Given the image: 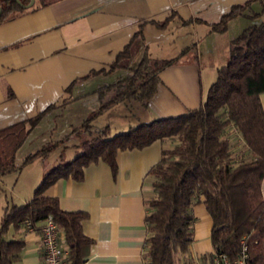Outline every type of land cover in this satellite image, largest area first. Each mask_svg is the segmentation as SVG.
Here are the masks:
<instances>
[{"label":"crops","instance_id":"0c3cea01","mask_svg":"<svg viewBox=\"0 0 264 264\" xmlns=\"http://www.w3.org/2000/svg\"><path fill=\"white\" fill-rule=\"evenodd\" d=\"M245 1L55 0L0 21V129L43 111L16 150V164L82 124L111 95L100 96L98 91L130 76L144 48L152 58L179 57L159 72L160 81L147 107L137 106L131 118L125 113L130 104L118 102L91 120L92 132L109 125L116 133L198 107L217 68L228 61L231 39L248 25L250 13L263 9L264 0L252 1L242 14L228 21L224 31H212L210 24ZM165 19L166 26H159ZM260 19L264 20V11ZM140 24L142 37L133 41L131 57L124 66L110 70ZM188 46L191 48L181 53ZM169 50H175L174 55H166ZM260 101L264 111V92ZM77 142L69 139L66 149L58 146L47 156L2 175L0 216L6 206L24 203L32 196L57 158L75 157ZM172 144L169 139H157L142 148L118 151L115 173L103 161L91 162L81 179L60 177L45 189L46 195L57 197L62 210L86 213L82 231L92 242L81 264H144L149 235L146 200L153 194L148 171L160 159L162 149ZM53 152L54 160L44 163ZM233 152L247 155L245 145L234 147ZM261 192L264 199V175ZM191 211L195 218L192 242L187 253L176 255L175 264H206L214 252L212 219L203 200L193 203ZM32 224L27 227L23 220L18 228L10 227L7 236L23 239L22 264H44L41 221ZM60 233V241L66 245ZM65 264L70 263L66 260Z\"/></svg>","mask_w":264,"mask_h":264},{"label":"trees","instance_id":"16d2710c","mask_svg":"<svg viewBox=\"0 0 264 264\" xmlns=\"http://www.w3.org/2000/svg\"><path fill=\"white\" fill-rule=\"evenodd\" d=\"M53 1L35 0L25 7L30 0H0V21ZM252 1L256 0L233 5L210 24V29L226 30L228 21L242 14ZM263 11L264 7L250 13L248 25L231 39L228 61L217 68L198 107L185 114L139 122L116 133L105 125L96 135L89 136L91 120L114 104L135 101L147 107L160 81L159 72L179 57L152 58L144 48L130 76L98 91L100 96L105 92L111 95L102 99L99 108L82 124L73 126L58 141L28 154L21 165L47 156L58 146L66 149L69 139L78 140L75 157L61 159L51 167L27 201L4 208L0 216V264H22L24 241L8 237L10 227L18 228L25 219L35 223L48 215L64 234L67 261L81 264L92 242L82 231L86 213L62 210L57 197L46 195L45 189L60 177L81 179L84 167L91 162L103 161L115 173L118 151L142 148L157 139H169L173 144L162 149L160 159L148 171L153 178V194L146 200L149 235L144 264H175L177 254L188 252L195 219L191 206L200 199L212 219L210 238L214 252L225 253L233 261L245 243L248 264H264V111L260 101V93L264 92V20L260 19ZM167 22L165 19L158 25L165 27ZM141 27L142 24L116 55L110 70L126 64L132 55L133 41L142 37ZM42 114L43 111L0 129V177L21 166L15 161L16 150ZM233 130L243 140L247 155H234Z\"/></svg>","mask_w":264,"mask_h":264},{"label":"built area","instance_id":"2783aa9c","mask_svg":"<svg viewBox=\"0 0 264 264\" xmlns=\"http://www.w3.org/2000/svg\"><path fill=\"white\" fill-rule=\"evenodd\" d=\"M24 224L32 227L31 221L25 219ZM59 227L51 215L41 220L39 226L40 245L44 254V264H65L68 248L60 241ZM248 250L245 243L242 244L238 256L230 261L225 253L213 252L212 259L206 264H248Z\"/></svg>","mask_w":264,"mask_h":264},{"label":"rangeland","instance_id":"374dc122","mask_svg":"<svg viewBox=\"0 0 264 264\" xmlns=\"http://www.w3.org/2000/svg\"><path fill=\"white\" fill-rule=\"evenodd\" d=\"M169 51H171V52H167L166 55H169V56L174 55L175 50H174V52H172V50H169ZM128 102H131V103H128ZM128 102H127V104H130V105H128V107H126L125 113L128 116H130L131 118H133V115L136 114V111L135 110H136L137 106H139V105H137L135 103V101H128ZM111 115L114 117L116 114L113 115V113H112ZM232 133H234V135H235V137L232 139L233 140L234 147L241 148L242 146H244L243 144L241 145V139H240L239 135H237L236 131L233 130ZM93 135H96V132H90V135L89 136H93ZM55 155H56V153L53 152L47 159H45L44 163L47 164V163H50L51 161H53L54 158H55ZM60 160H61L60 158L59 159L57 158L56 163L58 161H60Z\"/></svg>","mask_w":264,"mask_h":264},{"label":"water","instance_id":"95a60500","mask_svg":"<svg viewBox=\"0 0 264 264\" xmlns=\"http://www.w3.org/2000/svg\"><path fill=\"white\" fill-rule=\"evenodd\" d=\"M17 1L19 2V0H17ZM34 1H35V0H30V2L27 3V4L25 5V7H29V6H31V5L34 3ZM0 13H1V8H0Z\"/></svg>","mask_w":264,"mask_h":264}]
</instances>
